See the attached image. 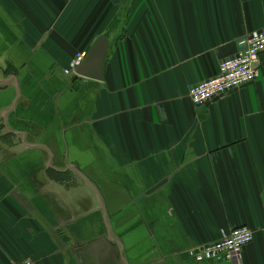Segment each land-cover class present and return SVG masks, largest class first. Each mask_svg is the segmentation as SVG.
<instances>
[{
    "label": "crops",
    "instance_id": "1",
    "mask_svg": "<svg viewBox=\"0 0 264 264\" xmlns=\"http://www.w3.org/2000/svg\"><path fill=\"white\" fill-rule=\"evenodd\" d=\"M264 0H0V264H217L240 226L264 264L259 78L195 106ZM112 37L104 80L74 56Z\"/></svg>",
    "mask_w": 264,
    "mask_h": 264
},
{
    "label": "built area",
    "instance_id": "2",
    "mask_svg": "<svg viewBox=\"0 0 264 264\" xmlns=\"http://www.w3.org/2000/svg\"><path fill=\"white\" fill-rule=\"evenodd\" d=\"M237 52L221 61L217 75L198 84L191 85L188 92L192 104L204 105L213 100L254 82L259 78L255 62L264 53V28L241 36ZM87 52L77 53L72 63L74 70L85 58ZM254 239L249 226H240L229 232L224 238L189 250L190 256L197 262L212 261L217 264H242L243 250ZM17 264H36L26 259Z\"/></svg>",
    "mask_w": 264,
    "mask_h": 264
},
{
    "label": "water",
    "instance_id": "3",
    "mask_svg": "<svg viewBox=\"0 0 264 264\" xmlns=\"http://www.w3.org/2000/svg\"><path fill=\"white\" fill-rule=\"evenodd\" d=\"M112 40L110 35L102 34L93 41L85 58L74 69L76 75L93 79L94 81H103L106 58Z\"/></svg>",
    "mask_w": 264,
    "mask_h": 264
}]
</instances>
